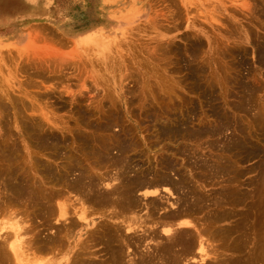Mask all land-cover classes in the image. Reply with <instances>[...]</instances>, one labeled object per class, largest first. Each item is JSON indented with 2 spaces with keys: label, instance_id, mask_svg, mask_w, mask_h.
<instances>
[{
  "label": "rangeland",
  "instance_id": "obj_1",
  "mask_svg": "<svg viewBox=\"0 0 264 264\" xmlns=\"http://www.w3.org/2000/svg\"><path fill=\"white\" fill-rule=\"evenodd\" d=\"M263 103L264 0H0V222L29 221L31 264H264ZM74 194L69 250L44 237Z\"/></svg>",
  "mask_w": 264,
  "mask_h": 264
},
{
  "label": "bare ground",
  "instance_id": "obj_2",
  "mask_svg": "<svg viewBox=\"0 0 264 264\" xmlns=\"http://www.w3.org/2000/svg\"><path fill=\"white\" fill-rule=\"evenodd\" d=\"M96 24V23H95ZM90 27L91 28H93V27H96V25H94V24H92V25H90ZM166 42V41H165ZM169 49V48H168ZM169 61V60H168ZM166 65V64H165ZM189 67V66H188ZM204 73V72H203ZM201 74V73H200ZM146 75V74H145ZM136 79V78H135ZM141 80V79H140ZM256 83V82H255ZM227 92V91H226ZM225 92V93H226ZM139 94V93H138ZM258 95V94H257ZM121 97V96H120ZM141 99V98H140ZM142 100V99H141ZM255 102V101H254ZM151 104V103H150ZM264 104V103H263ZM146 107H147V105H146ZM258 107V106H257ZM112 108V107H111ZM261 108H262V106H261ZM264 109V108H263ZM250 112V111H249ZM22 113V112H21ZM261 113V112H260ZM102 114V113H101ZM81 115V114H80ZM81 117V116H80ZM141 118V117H140ZM150 118V117H149ZM101 119V118H100ZM154 119V118H153ZM15 123H16V121H15ZM17 124V123H16ZM116 127V126H115ZM55 129V128H54ZM219 136V135H218ZM4 141V140H3ZM15 143V142H14ZM7 148V147H6ZM120 149H122V147H120ZM104 151H105V153L108 155V156H111L110 155V153H109V148H105V149H103ZM121 151V150H120ZM99 152V151H98ZM23 153V152H22ZM32 153V152H31ZM17 154H19V153H17ZM16 154V155H17ZM32 154H34V153H32ZM21 155V154H20ZM25 156V155H24ZM36 156V155H35ZM111 157H113V159H115L116 157H114V156H111ZM26 158V157H25ZM24 158V159H25ZM24 161V160H23ZM86 161V160H85ZM30 162V161H29ZM25 163V162H24ZM36 163V162H35ZM19 164V163H18ZM33 164V163H32ZM9 165V164H8ZM23 165V164H22ZM27 165V164H26ZM15 166V165H14ZM22 167V166H21ZM23 168V167H22ZM42 168V167H41ZM4 170V169H3ZM115 170V169H114ZM5 171V170H4ZM116 171V170H115ZM30 172V171H29ZM1 173V172H0ZM19 172H17V174H18ZM51 175V174H50ZM24 176V175H23ZM36 176V175H35ZM33 177V176H32ZM105 177V176H104ZM1 178H3V179H5L3 176L1 177ZM26 178V177H25ZM36 178V177H35ZM112 181L111 182H106V183H104V182H102V183H104L106 186L104 187V189L102 190V192H104L105 194H111V193H115V192H118L117 191V187L119 186V185H121V183H122V181L119 179V177H118V175H113L112 177ZM15 179V178H14ZM50 179V178H49ZM160 179H161V182H162V187H165V188H168V189H171V188H169V186H168V184H175V182L171 179V178H169V177H167V176H165V175H162L161 177H160ZM38 180V179H37ZM3 181V180H2ZM17 181V180H16ZM36 181V180H35ZM77 181H79L78 179H77ZM102 181V180H101ZM129 181H133V179L132 178H129L128 180H126V182H129ZM33 182V181H32ZM54 182V181H53ZM123 182H124V180H123ZM143 181H141V183H142ZM3 183H4V186H6V188H10V184L8 183V181H6V180H4L3 181ZM35 183V182H34ZM65 183V182H64ZM153 183V182H152ZM154 183H156L155 181H154ZM103 184V185H104ZM34 185V184H33ZM33 185H32V188H33ZM39 185V184H38ZM101 185V184H100ZM118 185V186H117ZM123 185V184H122ZM146 186V185H145ZM161 187V186H160ZM160 187H157L156 185H152V184H150V186H148V187H145L144 189H142V190H140V192L142 191L143 192V195L145 194V195H157V194H159L160 193V190L161 189H159ZM161 187V188H162ZM5 188V187H4ZM29 189V188H28ZM51 189V188H50ZM79 189V188H78ZM4 190V189H3ZM5 190H7V189H5ZM4 190V191H5ZM9 190V189H8ZM13 190V189H12ZM43 190V189H42ZM80 190V189H79ZM82 190V189H81ZM163 190V189H162ZM172 190V189H171ZM28 191V190H27ZM69 191V190H68ZM90 191V190H89ZM88 191V192H89ZM13 192V191H12ZM46 192V191H45ZM66 192V191H65ZM142 192H141V194H142ZM79 193V192H78ZM83 193V192H82ZM91 193V192H90ZM13 194V193H12ZM72 194H73V192H72ZM71 194V195H72ZM76 194V193H75ZM74 194V196H76V199H77V201L79 202V205H77L76 206V204L77 203H75V206H74V210L70 213L69 212V207L67 206V205H69L68 203H62V202H60V201H62V200H58L57 201V203H56V210H57V214L55 215L56 216V218L54 217L53 219H54V221H56V223H62L63 225L61 226L62 228H64V231H65V233H62V234H60L59 236L56 234V230H54L53 231V229H50L51 230V234L50 235H45V237H44V239L45 240H48V243H52V244H58L59 242H60V239H63V238H65L66 239V241L68 242V247H70L69 248V250H71V242H70V236H69V228H68V226H66L67 224L66 223H68L70 220L69 219H67L70 215H76L77 216V219H76V221L74 220V224H76V223H78V224H80V225H91V224H93L92 222H91V219H89V218H87V214H86V211H88L89 209L87 208L86 209V205H88L87 203H84L85 201H84V199H82L84 196H79L78 194L77 195H75ZM85 194V193H84ZM29 195H32V194H29ZM54 195H59V196H64L63 195V193H62V195H61V193L59 192V193H54ZM86 195V194H85ZM145 195L143 196V197H145ZM14 196V195H13ZM58 196V197H59ZM73 196V197H74ZM114 196H116V195H114ZM159 196H161V195H159ZM3 197V196H2ZM30 197V196H29ZM43 197V196H42ZM65 197V196H64ZM72 197V198H73ZM86 197V196H85ZM93 197V195H91V194H88L87 195V197L86 198H92ZM26 197H24L23 199H25ZM44 198H47V196L45 197L44 196ZM60 198V197H59ZM66 198V197H65ZM64 198V199H65ZM147 198V197H146ZM23 199H22V201H23ZM67 199V198H66ZM4 200V199H3ZM19 200V199H18ZM27 200V199H26ZM43 200V199H42ZM69 200V199H68ZM113 200V199H112ZM5 201V200H4ZM9 201V200H8ZM41 201V200H40ZM49 200H48V198H47V201H46V206H47V208H46V210L47 211H45V208H44V212L45 213H47V214H51L52 215V213H53V211H54V204H51V203H49L48 202ZM74 202L76 201V200H73ZM87 201V200H86ZM24 202H26V201H24ZM23 202V203H24ZM43 202V201H42ZM50 202H52V201H50ZM56 202V201H55ZM69 202V201H68ZM11 203V202H10ZM9 203V204H10ZM32 203V202H31ZM53 203V202H52ZM151 203V202H150ZM177 203V202H176ZM1 204V203H0ZM6 203H3V205H5ZM13 204V203H12ZM86 204V205H85ZM114 204V203H113ZM174 204V203H173ZM29 205V204H28ZM115 205V204H114ZM1 206V205H0ZM8 206V205H7ZM13 206V205H12ZM27 206V205H26ZM73 206V205H72ZM88 206H92V204L91 205H88ZM116 206V205H115ZM161 206V205H160ZM11 207V206H10ZM9 206H8V209H5L6 208V205H5V208H3V209H1V212H3V213H5V217H6V215H7V217H6V220L5 221H3L2 223L0 222V246L2 247V249H4V253H3V255L5 254V255H7V256H9V257H12V259L14 260V262H15V264H31L33 261H37V259L36 258H32V252L34 251V248L36 247V242H37V240H38V238H36V236H32V235H34V234H32V233H28V231L31 229H29V225H28V223L27 222H29V221H26L25 222V220H23L24 222H25V224L21 221V217L20 216H23V215H21V214H18L16 211L17 210H13V208H12V211L10 210L11 208H10ZM94 208H95V206H93ZM108 207V206H107ZM10 208V209H9ZM16 208V207H15ZM32 208V207H31ZM98 208V207H97ZM108 208H110V206L108 207ZM111 208H112V210H113V207L111 206ZM93 209V208H92ZM100 209V208H99ZM117 209V208H116ZM96 210V209H95ZM109 210L110 209H108V212H109ZM133 210H136V209H133ZM163 210V209H162ZM19 211V210H18ZM159 211V210H158ZM104 212V211H103ZM118 212V211H117ZM116 212V213H117ZM130 213H131V211H129ZM20 213V212H19ZM56 213V212H55ZM110 213H111V211H110ZM134 213V212H133ZM140 213V212H139ZM1 215H3V214H1ZM46 215V214H45ZM88 215H90V213L88 214ZM110 215V214H109ZM130 215V214H129ZM129 215H128V217H129ZM132 215V214H131ZM130 215V216H131ZM134 215V214H133ZM132 215V216H133ZM138 215V214H137ZM4 216V215H3ZM126 216H127V214H126ZM131 216V217H132ZM1 217V216H0ZM9 217V218H8ZM20 217V218H19ZM25 217V216H24ZM26 217H27V215H26ZM138 217H140V216H138ZM149 217V216H148ZM185 217V216H184ZM3 218V217H2ZM1 218V219H2ZM132 218H135V216L134 217H132ZM141 218H142V216H141ZM144 218V217H143ZM26 219V218H25ZM29 219V218H28ZM117 219V218H116ZM115 219V220H116ZM166 219V218H165ZM261 219V218H260ZM37 220V219H36ZM38 220H39V218H38ZM136 220V219H135ZM132 221V220H130L129 222H131L132 221V224H124L125 225V230L126 231H131V230H134L136 227L134 226V222H136V221ZM138 220V219H137ZM152 220V219H151ZM154 220V219H153ZM177 220V219H176ZM1 221V220H0ZM93 221V220H92ZM108 221V220H107ZM126 221V220H125ZM141 221H143V219L141 220ZM162 221H164V220H162ZM174 221H175V219H174ZM94 222V221H93ZM117 222V221H116ZM138 222H140L139 220H138ZM145 222V221H144ZM155 222V221H154ZM171 222V221H170ZM169 222V225L171 224V225H174V224H176V225H179V224H181V226L183 225L184 227L186 226H188L189 225V221H186L184 218H182V217H180V218H178V220H177V223H175L174 222V224H173V221L170 223ZM190 222H192V221H190ZM71 223V222H70ZM95 223V222H94ZM109 223V222H108ZM118 223V222H117ZM127 223H128V221H127ZM158 223V222H157ZM163 223V222H162ZM167 223V224H166ZM193 223V222H192ZM26 224L28 225V226H26ZM30 224H32V223H30ZM35 224V223H34ZM37 224V223H36ZM41 224V223H40ZM66 224V225H65ZM137 224V223H136ZM141 224V223H140ZM156 224V223H155ZM79 225V226H80ZM96 225V224H95ZM94 225V226H95ZM144 225V224H143ZM165 226H167L168 225V222H166V220H165V224H164ZM43 226V225H42ZM142 226V225H141ZM153 226V225H152ZM154 226H157V225H154ZM162 226H163V224H162ZM182 226V227H183ZM96 227V226H95ZM135 227V228H134ZM137 227H138V224H137ZM140 227V226H139ZM138 227V228H139ZM145 227V226H144ZM161 227V226H160ZM171 227H173V226H171ZM176 227V226H175ZM192 227V226H191ZM194 229L196 230V232H197V228L195 227V224H194ZM42 228V227H41ZM86 228V227H85ZM93 228V227H92ZM91 228V229H92ZM140 228H142V227H140ZM139 228V229H140ZM147 228V227H146ZM177 228V227H176ZM179 228V227H178ZM181 228V227H180ZM188 228V227H187ZM199 228V227H198ZM77 229V228H76ZM148 229V228H147ZM32 230H33V228H32ZM48 230H49V228H48ZM100 230V229H99ZM151 230V229H150ZM164 231H166V232H169L170 230H172V228H170V227H165L164 229H163ZM180 230V229H179ZM199 230V229H198ZM86 231H88V230H86ZM134 231H136V230H134ZM174 231V230H173ZM176 231V230H175ZM178 231V230H177ZM200 231V230H199ZM199 231H198V233H199ZM262 231V230H261ZM32 232V231H31ZM57 232H61V228H59V230H57ZM81 232V231H80ZM133 232V231H132ZM137 232H138V230H137ZM146 232V231H145ZM144 232V233H145ZM201 232V231H200ZM259 232V231H258ZM164 233V232H163ZM202 233V232H201ZM29 234V235H28ZM32 234V235H31ZM74 234V233H73ZM120 234V233H119ZM146 234V233H145ZM152 234V233H151ZM151 234H150V236H151ZM173 235H174V233H172ZM200 234V233H199ZM199 234H198V236H199ZM205 234V233H204ZM261 234V233H260ZM70 235H71V233H70ZM121 235V234H120ZM141 235V234H140ZM170 235V234H169ZM202 234H200V236H201ZM149 236V237H150ZM167 236H168V234H167ZM203 236L204 235H202V237H199V239L200 238H203ZM79 237H82V236H79ZM130 237V236H129ZM152 238V237H151ZM150 238V239H151ZM122 239H124V238H122ZM121 239V240H122ZM140 239V238H139ZM79 240H80V238H79ZM149 240V239H148ZM201 240V239H200ZM199 240V241H200ZM205 240H206V238H205ZM59 241V242H58ZM123 241V240H122ZM132 241V240H131ZM145 241H147V240H145ZM202 241V240H201ZM201 241H200V243H201ZM211 241V240H210ZM35 242V243H34ZM127 242V241H126ZM151 242V241H150ZM206 242V241H205ZM125 243V242H124ZM77 244V243H76ZM76 244L74 245V246H76ZM157 244V243H156ZM203 244V243H202ZM49 245V244H48ZM71 245V246H70ZM51 246V245H50ZM60 246V245H59ZM67 246V245H66ZM203 246V245H202ZM205 246V245H204ZM88 247V246H87ZM198 249L200 250V248H201V245H198ZM206 247V246H205ZM56 247L54 246V248H52V249H55ZM130 248V247H129ZM52 249H50L51 251H52ZM60 249V248H59ZM73 249V248H72ZM197 249V250H198ZM202 250H201V252L203 251V247L201 248ZM36 250V249H35ZM56 250V249H55ZM61 250H62V248H61ZM78 250V249H77ZM81 250V249H80ZM76 251V250H75ZM127 251V250H126ZM3 252V251H2ZM39 252V251H38ZM57 252H59V250L57 251ZM50 253V252H49ZM204 253V252H203ZM205 254V253H204ZM211 254V253H210ZM40 255V254H39ZM38 255V256H39ZM200 255H202V254H200ZM199 255V256H200ZM205 255H209V254H205ZM131 256V255H130ZM204 255H202V257H203ZM192 257V256H191ZM201 257V258H202ZM206 258V257H205ZM209 258V257H208ZM214 258V257H213ZM50 259V258H49ZM191 259V258H190ZM203 259H204V257H203ZM203 259H201L202 261H204ZM210 260H211V258H209ZM131 261V260H130ZM130 261H128V262H130ZM13 262V261H12ZM47 262V261H46ZM45 262V263H46Z\"/></svg>",
  "mask_w": 264,
  "mask_h": 264
}]
</instances>
